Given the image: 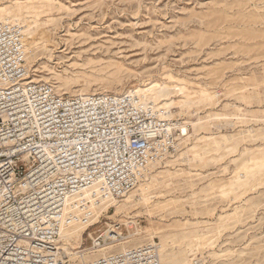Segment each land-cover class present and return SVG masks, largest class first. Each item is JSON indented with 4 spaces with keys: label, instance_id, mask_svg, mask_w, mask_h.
Masks as SVG:
<instances>
[{
    "label": "rangeland",
    "instance_id": "1",
    "mask_svg": "<svg viewBox=\"0 0 264 264\" xmlns=\"http://www.w3.org/2000/svg\"><path fill=\"white\" fill-rule=\"evenodd\" d=\"M0 22L22 29L29 76L62 94L144 86L160 119H201L139 195L102 203L93 229L120 223L125 240L73 264L153 241L164 264H264V0H0ZM197 143L214 158L188 161ZM231 175L243 183L227 191ZM70 242L89 247L88 230Z\"/></svg>",
    "mask_w": 264,
    "mask_h": 264
},
{
    "label": "built area",
    "instance_id": "2",
    "mask_svg": "<svg viewBox=\"0 0 264 264\" xmlns=\"http://www.w3.org/2000/svg\"><path fill=\"white\" fill-rule=\"evenodd\" d=\"M28 76L22 29L0 22V264H73L62 231L88 226L82 258L125 240L120 223L93 229L102 203L133 190L185 134L132 92L66 95ZM161 257L153 241L81 264H162Z\"/></svg>",
    "mask_w": 264,
    "mask_h": 264
},
{
    "label": "bare ground",
    "instance_id": "3",
    "mask_svg": "<svg viewBox=\"0 0 264 264\" xmlns=\"http://www.w3.org/2000/svg\"><path fill=\"white\" fill-rule=\"evenodd\" d=\"M28 78H31V76H28ZM129 92H132V93H134V94H137L139 97H140V99H141V103H142V105L144 106V107H152V102H151V98H150V96L148 95V92H147V89L144 87V86H139L138 88H136V89H131V90H129ZM81 95H89L88 94V92H87V90L86 91H84L83 90V92L81 93ZM205 96H207L206 94H205ZM155 112H156V114L157 115H160L161 113H162V111H159V110H154ZM171 124H173V123H169V127L171 126ZM175 124V126H179L182 130H183V133L185 134V137H184V139L185 140H189L190 138H191V136H192V134L194 135V133H196V131H198L197 129L199 128V126H200V124H201V119H199L198 121H195V122H193L192 123V130H190L189 128H188V126H187V124H179V123H174ZM172 127H170V129H171ZM199 133V132H198ZM197 135H199V134H197ZM202 137V136H201ZM200 137V140H203V138H201ZM209 136H207V138H208ZM212 138H213V135H212ZM199 139V138H198ZM206 139V138H205ZM209 139V138H208ZM207 140V139H206ZM214 143L218 146V149L217 150H219V147H221V142H220V140H218L217 138H214ZM199 146H200V144H194V145H192V148L191 149H193L195 152H193V158H191L190 157V155H188V151H185L186 152V154H187V156L182 152H180L181 154H183L184 156H186L187 158H188V161H191V160H194L195 158H197V160L199 159V160H203L204 158H214V156H213V154L212 153H205V152H203V151H201L200 150V148H199ZM208 147V146H207ZM230 149H232L231 147H229ZM234 148V147H233ZM190 149V148H189ZM184 150V149H183ZM234 150V149H233ZM232 150V151H233ZM234 151H236V149L234 150ZM179 152V151H178ZM179 153V154H180ZM183 155H181V156H183ZM215 155V154H214ZM247 156V154L245 153V152H242V153H240L239 155H237V156H235L232 160H233V162H235L236 164H239V163H241L243 160H244V158ZM220 157V156H219ZM179 158V157H178ZM188 161H187V163H188ZM246 172V170L245 169H242L241 170V172H240V174L238 175V176H242L244 173ZM236 176H234V175H231L230 177H229V179H227V181H225L224 182V184L221 186V187H223V189H225V190H227V191H230L234 186H237V185H239V184H241V183H243V180H239V178L238 177H236ZM238 178V179H237ZM143 179V178H142ZM142 179L140 180V182L138 183V185L141 183V181H142ZM138 185L136 186V187H138ZM135 187V188H136ZM134 188V189H135ZM133 189V190H134ZM142 194H143V197H138L137 198V201H140L141 199H144V192H142ZM137 195H139L138 193L136 194L135 192H132V190L129 192V193H127L126 194V196H125V200L126 201H131L132 200V198H133V196H137ZM122 198V197H121ZM112 201V203H110ZM109 203L110 204H107V206H106V208H108L109 206H111V204H112V206H114V205H118V203H120V200H119V198H116V199H113V200H111ZM103 203H107V201H104ZM97 223H99V221L97 222ZM137 227H139V226H137ZM89 228H88V226L87 225H74L73 227L71 226V228L69 227V228H66V229H64L63 231H62V233H61V237H60V243H61V247L64 249V250H66L68 253H71V254H73V255H76V254H78V252H79V250L78 251H76V249L77 248H79L80 246H72L71 245V239L73 238V237H77V238H83V236H84V234L86 233V231L88 230ZM112 231H114V230H112ZM137 233V232H136ZM141 234V233H140ZM132 235V234H131ZM138 235H139V232H138ZM154 236V235H153ZM201 236H203L204 237V235L202 234ZM168 243V242H167ZM167 246V244L166 245H163V244H161V250H162V264H164V259L166 258L167 259V261H172L173 260V258H171V257H168V256H166V255H164V250L167 248L166 247ZM82 248V247H81ZM106 248V247H105ZM124 248H126V247H124ZM102 249H104V248H102ZM101 249V250H102ZM100 250V249H99ZM105 250V249H104ZM168 255V254H167ZM175 260V259H174Z\"/></svg>",
    "mask_w": 264,
    "mask_h": 264
}]
</instances>
